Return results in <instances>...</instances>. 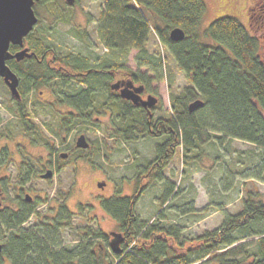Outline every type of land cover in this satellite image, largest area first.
I'll use <instances>...</instances> for the list:
<instances>
[{
	"label": "trees",
	"instance_id": "obj_1",
	"mask_svg": "<svg viewBox=\"0 0 264 264\" xmlns=\"http://www.w3.org/2000/svg\"><path fill=\"white\" fill-rule=\"evenodd\" d=\"M41 1H35L33 6L41 5ZM47 3L51 13L56 11L57 18L61 15L59 19H67L62 0ZM262 8L255 6L250 10L249 28L232 15L212 19L202 30L204 36L215 42L211 44L202 41L198 31L205 10L203 0H105L96 32L107 55L97 56L92 63L78 53H56L42 38L34 37V26L23 39L31 54L19 60L8 59L7 63L17 74L21 94L43 86L49 90L52 100L46 104L39 102L41 105L35 101L31 106L35 111L47 109L48 115L54 113L55 118L43 120L40 125L47 130L43 133L40 126L28 120V106L17 103L14 112L24 136L39 139L50 147L51 137L63 140L69 130L82 132L89 125H97L98 115L107 113L104 128L120 138L132 139L139 133L164 134L166 138L155 143V156L135 172L129 194L116 189L99 201L121 232L120 252L111 248L109 252L106 247L109 235L89 227L79 238L65 243L60 229L70 222L72 211L64 203L57 204L53 214L38 218L37 224L22 227L33 213V202L22 198L16 207H0V264L5 258L11 264H206L211 260L214 261L211 264H264L261 197L243 198L240 210L235 213L222 210L220 225L200 234L187 236L181 234L177 224L161 222L166 217L164 205L177 190L172 182L163 179L162 169L178 144L186 157L188 149L209 140L220 143L228 138L246 140L254 145L256 159L234 170L233 177L264 181V174L259 172L264 168V56L260 55L264 45V4ZM151 26L189 82L179 93H170L171 113L155 119L148 117L146 108L110 88L112 79H130L146 86L149 79L163 77L161 55L146 47ZM173 26L183 29L181 39L169 37L168 31ZM17 47L11 45L10 49ZM132 49L135 68L127 66L123 59ZM140 67H145V71H140ZM196 97L203 104L189 111L187 104ZM2 149L5 146L0 152ZM73 150L85 149L73 144ZM33 173L29 165L25 170L20 168L18 178L25 181ZM231 173L223 176L224 186H229L231 178L227 184L226 180ZM153 179L163 180L164 188L158 197L156 219L147 222L135 213V203ZM6 183L7 177L0 176V193ZM222 205L213 202L197 209L189 200L183 211L204 215L211 209H221ZM240 239L249 240L248 245H234ZM223 247L224 251L218 250Z\"/></svg>",
	"mask_w": 264,
	"mask_h": 264
},
{
	"label": "rangeland",
	"instance_id": "obj_2",
	"mask_svg": "<svg viewBox=\"0 0 264 264\" xmlns=\"http://www.w3.org/2000/svg\"><path fill=\"white\" fill-rule=\"evenodd\" d=\"M37 1V0H36ZM42 0L41 5L35 4L33 9L38 17L34 28V37L42 38L44 44L53 48L56 53L73 52L94 62L97 56L107 55L106 49L97 37L96 24L99 12L105 0H76L74 3L63 1V13L67 19L57 18L56 11L51 13V6ZM205 10L202 14L198 31L200 39L214 44L215 42L202 34L204 27L214 18L221 15H232L246 28H249L248 15L254 0H203ZM34 4V3H33ZM157 24L161 22L156 19ZM32 37V39H34ZM146 47L157 51L161 55L163 77L149 79L146 88L158 96L157 102L151 108L152 119L159 116L166 117L171 113L170 93L177 94L188 85L184 71L175 63L173 57L160 43L153 27L148 33ZM132 49L124 62L130 68H135ZM260 55L264 56V45L260 48ZM145 71V67L138 68ZM147 76L150 72L146 71ZM52 100L46 87H37L24 94L22 99L16 100L10 94L0 76V176L7 177V183L0 193V207H16L17 201L24 198L25 192L33 202V213L22 223V227L37 224L38 218L45 214H53L59 203H64L72 211L70 222L60 229L65 243L79 238L85 228L100 229L107 233L109 230H118L115 220L105 212L99 204L103 197H107L119 189L122 194H129L133 188L135 172L142 168L156 154L155 143L163 141L166 136L148 135L139 133L134 138L125 140L111 134L104 128L107 113L98 115L97 125H89L82 131L89 146L85 150H73V144L78 132L69 130L63 140L59 138L48 140L49 146L39 139L24 136L20 128L18 115L14 112L18 104L28 106L26 116L32 125L41 127V132L47 133L43 127V120L55 118L48 115L50 111H35L31 106L35 101L44 104ZM18 101V102H16ZM37 105V106H38ZM66 106L60 108L65 109ZM45 112V113H43ZM55 112V111H53ZM51 121V120H50ZM213 134L214 133H210ZM58 151L66 152L61 156ZM254 145L246 140L231 138L209 140L200 146L186 151L178 144L171 160L162 169L163 179L169 180L176 187L163 211L165 218L162 223H175L180 227L181 234L191 236L200 234L206 229L220 225L223 212L235 213L241 208L242 199L261 197L264 200V181L256 178L239 179L233 177V171L247 166L252 159ZM75 154H77L75 156ZM185 158V161L183 160ZM183 160V161H182ZM237 160L241 161L236 162ZM31 165L34 171L25 181L18 178L20 168L27 169ZM51 169V175L41 177L44 169ZM232 172L226 180L229 186H224L223 176ZM264 174V168L259 169ZM103 182L98 185L97 182ZM231 184V185H230ZM163 180L153 179L142 191L135 203V213L143 220L150 222L156 219L160 206L158 199L163 191ZM192 200L194 208H201L207 203L219 202L221 209H211L204 215L184 212L187 201ZM5 235V234H4ZM247 239L234 242L246 247ZM109 252L110 246L106 243ZM224 247L218 249L224 251ZM207 257V255H206ZM206 257H203L205 259ZM10 262L7 258L3 264ZM213 260L206 264H211Z\"/></svg>",
	"mask_w": 264,
	"mask_h": 264
},
{
	"label": "water",
	"instance_id": "obj_3",
	"mask_svg": "<svg viewBox=\"0 0 264 264\" xmlns=\"http://www.w3.org/2000/svg\"><path fill=\"white\" fill-rule=\"evenodd\" d=\"M35 1L0 0V76L10 94L15 98H19L20 96L17 88L18 78L15 71L7 63V60L11 58L19 60L31 54L23 39L32 30L38 19L33 9ZM65 2L71 4L74 0H65ZM168 34L172 40H179L184 36V31L179 26H173L169 29ZM11 45H17L18 47L11 51ZM143 87L144 84L134 83L130 79H117L110 83V88L117 89L121 97L130 100L133 104H139L146 108L148 117H151V107L157 102V97L151 93H148L145 97H141L140 92ZM202 104L203 100L200 97H196L188 102L187 109L193 111ZM74 145L79 148H87L89 146V141L83 132L76 135ZM60 154L61 156H65L66 152L61 151ZM51 173L52 170L47 168L40 175L41 177H47ZM97 184L100 186L103 182L100 181ZM30 197L28 193H25L26 199ZM107 234L109 235L108 243L111 250L117 253L120 252L121 232L109 230ZM1 246L2 243L0 242V249Z\"/></svg>",
	"mask_w": 264,
	"mask_h": 264
},
{
	"label": "flooded vegetation",
	"instance_id": "obj_4",
	"mask_svg": "<svg viewBox=\"0 0 264 264\" xmlns=\"http://www.w3.org/2000/svg\"><path fill=\"white\" fill-rule=\"evenodd\" d=\"M264 4V0H257V2L256 1H253L252 2V6H250V9H249V11L252 9V11H253V9H254V7L256 6V7H258V8H260V10H263V8H262V5ZM259 15V14H258ZM249 18H250V12H249V15H248V24H249ZM262 24H263V22H261ZM260 23V24H261ZM251 32H252V30H250ZM43 57V56H42ZM41 57V58H42ZM18 78V77H17ZM114 80H117V79H112L111 80V82L112 81H114ZM18 82H19V80H18ZM134 83H136V82H134ZM17 87H18V83H17ZM114 90H117V89H114ZM19 91V90H18ZM118 91V90H117ZM148 93H151V94H154L155 95V93H153V92H151V91H149L147 88H146V86L144 85V87H143V89L141 90V92H140V95H141V97H145ZM19 99H22V97L24 96L23 94H21L20 92H19ZM156 97H157V100H158V96L157 95H155ZM22 105V104H21ZM152 117V116H151ZM29 119V118H28ZM78 133H80V132H78ZM77 133V134H78ZM64 136H65V134H64ZM57 150V149H56ZM61 152V150L60 151H58V153H60ZM45 170V169H44ZM25 193H27V192H25ZM24 198H25V194H24ZM28 201H31L30 200V198L29 199H27ZM6 264V263H5Z\"/></svg>",
	"mask_w": 264,
	"mask_h": 264
}]
</instances>
